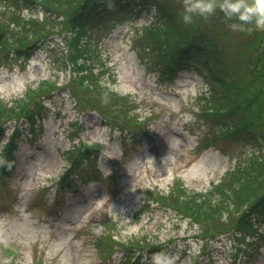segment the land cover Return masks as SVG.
I'll return each mask as SVG.
<instances>
[{
	"label": "rangeland",
	"instance_id": "374dc122",
	"mask_svg": "<svg viewBox=\"0 0 264 264\" xmlns=\"http://www.w3.org/2000/svg\"><path fill=\"white\" fill-rule=\"evenodd\" d=\"M14 4L0 0L5 20L19 17L12 18L17 22L11 28L20 35L11 43L21 50L0 61V107L10 109L40 81L49 80V88L41 93L40 87L26 98L27 106L44 99L43 109L33 110L42 118L34 126L17 119L22 121L21 137L11 176H1L0 166V264H153L146 256L130 258L121 249L106 257L96 239L107 233L121 242L160 247L163 264H264L263 220L260 226L240 229L244 249L233 239L249 203L233 193L240 174H231L256 156L251 175L257 177L256 193L264 195V92L250 107L255 91L236 87L245 73L252 75L247 67L264 64V42L254 47L242 41L231 28L235 22H226L217 10L185 22V0H174L167 13L124 7L94 20L86 34L80 33L86 51L77 58L72 45L81 27L68 25L61 14L46 13L40 4ZM170 14L182 36L202 28L216 37L230 31V38L216 40L231 66L224 75L229 92H220L227 96V111L201 113L213 95L194 70L163 82L141 62L138 54L147 50L159 26L168 25ZM260 30L264 34V29L252 32ZM144 56L156 60L147 51ZM242 102L244 112L234 108ZM10 115L19 111L1 117L0 127ZM243 117L260 118L254 121L260 133L255 145L241 140L244 134L239 141L227 134L225 128ZM12 122L0 131V146L7 142ZM88 147L94 150L93 163L81 157L73 164ZM69 168V178H75L72 187L52 200L55 185ZM183 191L211 205L205 222L161 199L171 194L189 198ZM206 224L215 228L204 230ZM245 232L250 233L247 242ZM212 233L213 239L199 240Z\"/></svg>",
	"mask_w": 264,
	"mask_h": 264
},
{
	"label": "trees",
	"instance_id": "16d2710c",
	"mask_svg": "<svg viewBox=\"0 0 264 264\" xmlns=\"http://www.w3.org/2000/svg\"><path fill=\"white\" fill-rule=\"evenodd\" d=\"M14 2L15 6H19L24 3L31 4H40L44 7L46 13H55L61 14L65 17V23L68 25H74V27H81L82 25L91 19V17L103 16L102 13H114L119 11L124 7H130L137 12H142L145 9H150L156 11L158 14L167 13L169 10V4L173 3L174 0H6ZM67 6H70V10L67 9ZM221 14V13H218ZM222 15V14H221ZM100 16V17H101ZM167 16V15H166ZM11 18V17H10ZM19 19V17H12ZM5 20L4 14L0 13V61L2 59L8 58V55L11 51H15L20 55L21 50L15 48L11 43V39H14V36L18 34L15 32L14 28H11L12 21ZM31 20L30 25L33 23ZM226 22L231 23V21L225 20ZM176 18L173 14H170L168 18V25H161L156 29L153 39L146 44L145 51L149 54L156 56V60H151L144 56L141 52L138 54L141 62L146 63L151 67V71H158L161 79L172 80L178 76V73L188 70L195 69L197 72L207 81L211 88V95H213V103L206 110H202L201 113L207 115H213L217 113L225 112L229 109L226 105V94H221L220 92H229V83L225 79L228 68L231 69L229 61L226 59V53L220 49H217L216 46L219 43L216 42L218 39H227L231 37L230 31L221 32V37H216L212 33H205V29L197 30L190 33V36H182L183 31L175 26ZM26 26V23L24 24ZM29 27V26H27ZM79 31L75 32L76 38L74 39V44L72 45V52L76 53V57H83L85 49L80 45V33ZM211 29V28H210ZM257 29L254 25L249 27L248 30L236 31V35L240 37L242 41L247 40L248 44H252L254 47L259 45V42H264V34L260 31H254ZM20 34H18L19 36ZM208 38H212L213 41H207ZM253 39V41L251 40ZM37 41H34L33 44H36ZM227 42H225L226 44ZM260 53L264 54V46ZM82 59V58H81ZM227 60L228 66L224 67L223 63ZM247 70H250L251 76L248 73L244 75V81L236 83V87L239 91H255V95L251 98L249 102L250 107H254L258 100V96L264 92V64L251 68L247 67ZM225 75V76H224ZM240 77L239 75H237ZM246 84V86H244ZM264 95V94H262ZM25 100L17 101L19 108L23 107ZM243 102L237 106L235 109H239L244 112ZM12 109H16L13 107ZM12 109H6L0 107V118L8 116ZM17 115H10L14 117ZM241 116V115H240ZM240 116L237 117V120L240 119ZM244 116V113H243ZM259 117L255 118H245L241 123H235L234 125H229L225 129L229 131L227 134L233 139L239 141L241 135L244 134V137L241 140H246L249 143L255 145L257 140H260V133L255 129L254 121L259 120ZM111 120L116 121L114 118ZM231 122V121H230ZM246 122H250L246 124ZM228 125V124H227ZM18 132V131H17ZM258 133V134H255ZM16 131L13 132V136L8 145L3 149V155L6 157V161L3 164V171L6 172V167L9 166V162L12 160V153L16 150V140L17 138ZM260 143V141H258ZM94 150H91L90 147L86 149V152H79L74 160L75 164L81 157L85 158V161L93 163L91 153ZM256 156L252 159V163L248 166H243L236 171L231 172V174H240V179L244 180L243 182L238 180L237 189L233 192L236 193L240 198V202L244 201L249 203L246 210L242 213L241 217L237 221V229H247V225H255L261 220H264V195H258L255 191V183L257 181L256 175H251L255 168ZM70 168L67 174L63 177L62 181L59 182L57 191H60L65 187H72L71 180L69 178ZM77 174V173H75ZM242 176V177H241ZM63 182V183H62ZM248 186L247 188L245 186ZM242 187V188H241ZM185 196L189 198L183 199L179 196L174 197V194L169 196H161L163 201L174 202L178 208L189 211L193 213L191 216L196 222L202 220L201 223L205 222L208 219L209 212L208 208H211V205L207 206L206 201L196 197L198 194H190L186 191H183ZM202 195V194H200ZM199 195V196H200ZM174 197V198H173ZM182 203L183 206H182ZM187 204V206H186ZM195 210H198L195 212ZM195 215V216H194ZM209 224L205 225L204 230L211 231L215 228L208 227ZM210 235H213L210 234ZM204 238L208 237V234L203 236ZM97 247L103 251L105 256L110 257L118 249H123L125 255L132 258L147 256L149 260L153 262L164 261L166 259L162 257L164 251L160 247H156L153 244H145L143 242H137L130 240L129 242H121L114 239V236L111 233L104 234L103 236L96 239ZM156 252V256H153V253ZM165 254V253H164Z\"/></svg>",
	"mask_w": 264,
	"mask_h": 264
},
{
	"label": "clouds",
	"instance_id": "9594fccd",
	"mask_svg": "<svg viewBox=\"0 0 264 264\" xmlns=\"http://www.w3.org/2000/svg\"><path fill=\"white\" fill-rule=\"evenodd\" d=\"M220 8L232 23L233 31H244L250 26L264 29V0H185L183 20L191 22L193 15H207Z\"/></svg>",
	"mask_w": 264,
	"mask_h": 264
}]
</instances>
